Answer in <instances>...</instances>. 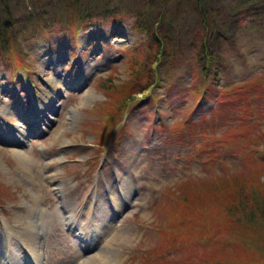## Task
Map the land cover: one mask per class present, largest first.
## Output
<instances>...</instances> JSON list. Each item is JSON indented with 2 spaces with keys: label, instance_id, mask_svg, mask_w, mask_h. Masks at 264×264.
I'll list each match as a JSON object with an SVG mask.
<instances>
[{
  "label": "rangeland",
  "instance_id": "rangeland-1",
  "mask_svg": "<svg viewBox=\"0 0 264 264\" xmlns=\"http://www.w3.org/2000/svg\"><path fill=\"white\" fill-rule=\"evenodd\" d=\"M179 1L187 23L198 24L190 3ZM241 1L217 0L235 25L220 44L211 96H196L208 79L202 78L195 49L189 47L173 70L158 67L153 87L134 93L120 123L108 131L103 127L110 120L101 107L109 109L106 103L113 98L109 100L111 90L103 83L108 80L113 87L128 81L136 47L143 57L152 52L145 34L134 31V18L98 20L76 34L59 25L16 29L12 46L0 50V231L7 230L3 241L12 243L11 258L21 259L27 247L22 239L31 236L19 218L36 207L30 216L45 223L42 264H79L81 256L88 258L101 247L110 257L99 263L90 259V264H210L205 257L213 244L227 240L230 249L235 247L230 242L233 229L216 230L206 240L200 219L179 237L163 241L159 232L169 229L166 211L181 181H212L258 169L254 159L264 148V15L239 16ZM145 78L143 71L138 87ZM231 89L239 90L236 97H221ZM219 97L229 101L227 114L198 124L219 106ZM259 179L264 181V171ZM127 186L132 192L126 203ZM98 194L104 200L96 199ZM97 201H103L108 221L107 216L100 220L98 213L88 214ZM60 202L71 210L66 215L79 230L66 224ZM78 235L94 242V248L80 249ZM219 249L235 264L227 246ZM252 249V262L264 264V240L251 241L246 251Z\"/></svg>",
  "mask_w": 264,
  "mask_h": 264
},
{
  "label": "trees",
  "instance_id": "trees-1",
  "mask_svg": "<svg viewBox=\"0 0 264 264\" xmlns=\"http://www.w3.org/2000/svg\"><path fill=\"white\" fill-rule=\"evenodd\" d=\"M111 1L0 0V50H8V47L12 46L17 28L20 33L34 29L50 30L52 26L59 25L64 30H72L76 34L80 27L93 25L98 20H122L132 17L134 31L145 34L152 52L149 50L147 56L143 57V54L137 51L141 48L136 47L130 57L131 70L128 81L113 84V87L108 80L103 83V88L111 90H108L109 100L113 98V101L106 103L109 109H105V105L101 107L104 109V119L112 120L111 126L110 121H106L108 125H104L103 130L114 129L115 125L120 123L128 107L127 100H135L134 93L148 91L153 87L160 65H166L168 70H173L176 63L183 58V50L189 47L195 49L194 55L197 67L203 73L202 78L208 79L206 88L202 92L197 91L196 96L198 99L211 96L212 87L216 86L215 67L221 60L220 44L230 36L228 27L235 25L229 18L230 14L225 13L226 7L217 4V0H187L192 6V13L197 17L196 24L192 21L187 23L188 20L184 19L188 14H185L186 11H180L179 0H123V6L112 5ZM236 8L239 16L258 15L259 19L264 15V0H243ZM143 71H146L143 81L145 85L138 87ZM238 91H225L221 97L225 94H234L233 97H236ZM221 99L219 97L217 101L219 106L217 105L209 115L202 116L198 124L213 122L215 116L227 114L229 101ZM241 125L243 123L237 125V130H240ZM263 153L264 148L261 147V157L258 155L254 159V163H258V169L247 159V165L250 164L254 168L253 172L226 174L215 177L212 181H181L174 190H177V193L170 196H174V200L171 208L166 211L170 219L169 229H165L166 233L159 232L161 239L165 241L164 239L179 237L200 219L204 225L206 240L215 235L213 233L216 230L219 232L224 227L233 229L230 232V242L235 247L230 249L227 240L221 241V245L213 244L211 251H207L209 256L205 257L210 264H229L228 258H225L229 254H220V249L216 250L220 246H227L231 254L235 255L233 263L242 264L246 260L247 263L250 261L256 264L251 260L254 257V249L246 250L250 248L251 241L257 238L264 240V181L259 179V175L264 171ZM255 254L257 257L258 251H255ZM262 259L264 260V257Z\"/></svg>",
  "mask_w": 264,
  "mask_h": 264
},
{
  "label": "bare ground",
  "instance_id": "bare-ground-1",
  "mask_svg": "<svg viewBox=\"0 0 264 264\" xmlns=\"http://www.w3.org/2000/svg\"><path fill=\"white\" fill-rule=\"evenodd\" d=\"M38 105H40L41 107H42V104H41V102L38 104ZM52 109L53 108H51V109H49V112L51 111L52 112ZM40 115V114H39ZM40 118V117H39ZM47 119V118H46ZM20 120H21V122L24 120V118H20ZM123 179H127L125 176H124V178ZM127 188V190L128 191H126L125 193H126V195H123V201H126V203H127V200L126 199H128V195L129 194H131V189L127 186L126 187ZM54 189H59V187H55ZM110 190H111V188H110ZM57 191V190H56ZM105 195V194H104ZM103 196H101V194H98L97 195V197H96V199L98 198H100V199H102V200H104V198H102ZM108 198V197H107ZM64 199V198H63ZM98 202V201H97ZM99 203V202H98ZM102 204H103V201H101L99 204H96L95 203V206H96V209H95V211H94V209L93 210H91V208H89L88 209V214L90 215H92L93 213H98V218L101 220V218L103 217V216H107V215H105L104 214V212H103V210H102V208H101V206H102ZM110 204H111V202H110ZM121 207V204H117L116 205V210H118L119 208ZM61 208H62V215H63V217H64V220H65V222H66V224H69V227H72V228H74L73 227V222H71V215H66V213H69V212H71V210H68V208L67 207H65V205H64V203L62 202V205H61ZM118 208V209H117ZM114 209V208H113ZM37 210V207L36 208H33L30 212H29V214L27 215V214H25L24 216H22V217H20L19 218V220L20 221H25L26 222V226H25V228L26 229H28L29 230V234H31V236H30V240H27L28 241V243H27V241L25 240H23L22 239V241L23 242H25V244L27 245V247H26V250L24 249L23 251H24V254H23V256L21 257V259H19V258H15V257H12L13 258V260H12V258H11V251H10V247H11V244L12 243H6L5 241H3V236H5L6 234H7V230L6 231H4V232H2V231H0V254L1 255H3L4 256V254L5 253H7V256H6V258L7 259H9V261L7 262H2V259H3V256L2 257H0V264H42V262H41V259L43 258V257H40V243H41V239L43 238V233H44V227H45V223H44V221H43V219L42 218H35V217H31L30 215H33V213L35 212ZM120 210V209H119ZM37 212V211H36ZM39 213V212H38ZM114 213V212H113ZM112 214V213H111ZM109 216V215H108ZM106 217L107 218V221H108V218H110V216L109 217ZM112 217V216H111ZM18 220V221H19ZM89 220V219H88ZM75 222V221H74ZM77 225V224H76ZM75 226V225H74ZM84 227V226H83ZM82 228V227H81ZM112 228V227H111ZM8 229L9 230H11V228H9L8 227ZM75 230H79L78 228H74ZM23 230V229H22ZM27 230V231H28ZM71 230V229H70ZM83 230V229H82ZM85 230V229H84ZM73 231V230H72ZM17 232V231H16ZM15 232V233H16ZM76 232V231H75ZM74 232V233H75ZM85 232V231H84ZM5 233V234H4ZM13 233V232H12ZM19 234V233H18ZM78 234H82L81 232H79ZM84 234V233H83ZM14 235V234H13ZM80 235H78L79 236V239H81V242L82 243H80V247L81 248H84L87 252H88V250H91L92 248H94L93 246L95 245L94 244V242H92V241H90V242H88L87 241V239H82V238H80ZM16 236H18V235H16ZM77 236V235H76ZM82 237V236H81ZM85 237V236H84ZM4 239H5V237H4ZM8 240V239H7ZM17 240H19V239H17ZM12 242V241H11ZM22 243V242H21ZM17 244V243H16ZM22 244H24V243H22ZM41 247H42V245H41ZM79 247V248H80ZM78 248V249H79ZM5 249V250H4ZM95 251V252H94ZM92 253H94L93 255H91L90 257H88V258H85V259H82V256H81V261H80V263L79 264H90V259H91V261L92 262H97V263H99L100 261H102V260H104L105 258H109L110 257V254L107 252V251H105L104 250V248L102 249V247L101 248H95L94 250H92L91 251ZM108 260V259H107ZM43 261V260H42ZM96 264V263H95Z\"/></svg>",
  "mask_w": 264,
  "mask_h": 264
}]
</instances>
